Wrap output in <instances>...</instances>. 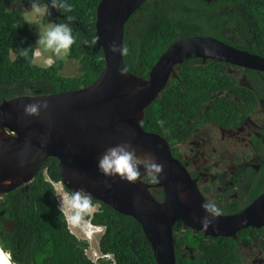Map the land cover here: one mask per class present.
<instances>
[{
    "label": "trees",
    "instance_id": "trees-1",
    "mask_svg": "<svg viewBox=\"0 0 264 264\" xmlns=\"http://www.w3.org/2000/svg\"><path fill=\"white\" fill-rule=\"evenodd\" d=\"M50 3V0H42ZM73 6L70 15L73 35L79 37L68 59L76 60L79 73L63 76V60L48 67L34 62L19 50L33 48L30 26L23 17V6L29 0H0V103L22 95L56 94L80 89L93 83L104 70L103 53L94 45L85 46L81 39L95 40L96 10L100 0H67ZM55 10V9H54ZM56 11V10H55ZM57 12V11H56ZM59 13V12H57ZM58 23H67L59 13ZM213 37L237 49L264 57V0H146L124 26L123 55L126 69L147 78L160 55L175 41L188 37ZM190 59L177 65L176 77L170 76L165 88L145 109L142 127L167 141L177 143L189 132L186 121L195 119L203 107L214 105V92L235 88L225 69L230 64ZM195 62V63H194ZM233 67V66H232ZM249 73L256 71L244 69ZM264 73V72H262ZM245 99L237 92L233 93ZM215 97V95H214ZM164 121L163 127L158 123ZM145 182H147L145 180ZM61 183L58 162L49 158L44 169L25 186L3 196L0 202V248L9 254L12 264H156L150 245L139 224L131 217L94 201L96 212L84 221L103 227L98 250L103 255L96 263L86 255L87 241L78 239L69 229L57 203L54 184ZM149 183V182H147ZM156 190V189H155ZM161 200V191H152ZM1 219L12 221V230L4 229ZM227 238H215L212 244L200 232L182 231L178 221L174 229L176 264H239L232 258ZM232 245V244H231ZM195 248L193 258L180 247ZM188 254V256H187ZM110 255L113 260L107 258Z\"/></svg>",
    "mask_w": 264,
    "mask_h": 264
},
{
    "label": "water",
    "instance_id": "water-1",
    "mask_svg": "<svg viewBox=\"0 0 264 264\" xmlns=\"http://www.w3.org/2000/svg\"><path fill=\"white\" fill-rule=\"evenodd\" d=\"M145 1L98 3L95 41L103 53L104 70L93 83L56 94L22 95L0 103V198L30 183L49 158H55L65 191L83 189L92 194L95 202L133 218L150 245L155 263L176 264L174 229L178 221L205 237H234L242 228L264 226V192L248 208L221 215L204 230L200 219L205 215L201 207L205 199L186 168L172 155L168 141L143 129L144 111L165 88L177 65L187 60H215L264 72V57L213 37L194 36L173 42L151 67L147 78L134 75L126 69L123 55H114L109 46L113 42L123 46L124 26ZM44 101L48 108L39 116L25 115V105ZM127 140L137 155L154 154L164 164L166 178L156 184L143 179L132 184L103 176L97 168L98 158L106 148ZM153 189H160L161 200L153 195ZM4 224L6 230H12V221Z\"/></svg>",
    "mask_w": 264,
    "mask_h": 264
},
{
    "label": "flooded vegetation",
    "instance_id": "flooded-vegetation-1",
    "mask_svg": "<svg viewBox=\"0 0 264 264\" xmlns=\"http://www.w3.org/2000/svg\"><path fill=\"white\" fill-rule=\"evenodd\" d=\"M50 12L52 21L58 23L59 13L51 8ZM206 61L200 59L196 63L202 65ZM178 71L172 76L176 77ZM225 73L233 79L231 86L235 83V88L214 92L212 100L216 103L203 107L207 114L202 116L200 112L195 119L186 121L189 132L185 139L177 143L168 141L172 155L186 168L205 201H214L222 209V216L248 208L264 192V73H249L232 65ZM234 92L245 99L235 96ZM5 221L9 220L1 219L3 227ZM186 229L182 225V231ZM215 238L233 242L232 245L224 243L223 255L230 245L231 257L237 263L264 264V226L242 228L234 237L204 236L209 244ZM183 250L191 258L196 252L187 246L180 247L178 252Z\"/></svg>",
    "mask_w": 264,
    "mask_h": 264
},
{
    "label": "clouds",
    "instance_id": "clouds-1",
    "mask_svg": "<svg viewBox=\"0 0 264 264\" xmlns=\"http://www.w3.org/2000/svg\"><path fill=\"white\" fill-rule=\"evenodd\" d=\"M30 11L25 10L29 15L35 18L50 16V8L65 16L67 23H49L48 28L42 34L39 31V39L35 49L29 47L19 50L20 55L25 59H30L29 52L34 50V54L40 55L39 46H43V50L53 53L57 58H63L70 55L72 46L77 44L79 34L73 35L72 24L76 20L75 16L70 15L73 12V6L67 0H50V3L42 2V0H29ZM80 43L85 46L95 44V40L81 39ZM109 51L114 55L128 54L126 46H117L113 42L109 46ZM49 65L54 63L52 58L47 60ZM120 74L124 75L125 70L121 69ZM48 108L47 101L30 103L24 106V113L27 116H39L42 110ZM161 127L164 121L158 122ZM98 171L109 179H116L123 182L135 184L139 181L146 180L151 184H156L162 179H165L164 164L159 163L157 158L152 153H142L137 155L136 148L133 147L130 140L108 147L98 158ZM143 169V172H141ZM110 187L111 185H107ZM56 190V189H55ZM59 210L62 215H65L74 226H80L87 215L94 208V199L90 192L83 189L75 191H66L63 197L59 198ZM205 212L204 217L200 219V224L204 230L211 226L213 220L223 215L222 209L212 200H207L201 205ZM103 228V227H102Z\"/></svg>",
    "mask_w": 264,
    "mask_h": 264
},
{
    "label": "rangeland",
    "instance_id": "rangeland-1",
    "mask_svg": "<svg viewBox=\"0 0 264 264\" xmlns=\"http://www.w3.org/2000/svg\"><path fill=\"white\" fill-rule=\"evenodd\" d=\"M23 17L25 20L28 22L30 26V41L34 47V49L37 46V40L39 39V31L41 34L47 30L49 23H54L52 21V17L50 16H43L40 18H35L32 15H29L25 10L30 11V6H23ZM40 48V54H42L47 60L49 58H52L54 61L55 60H63L64 61V69L61 72L63 76H75L78 75L79 73V64L76 60L68 59V56L63 57V58H57L53 55L51 52H47L43 50V46H39ZM39 56H37L38 59ZM34 62L37 65L40 66H46L48 64H41L38 60H35ZM50 66V65H49ZM48 67V66H47ZM65 189L61 184L56 185V196H57V203L58 206H60V200L59 198L63 197L65 194ZM98 210V205H95L92 213L96 212ZM66 217V216H65ZM68 226L70 231L80 240L87 241L88 243V248L86 250V254L88 257L93 260L95 258V255H99V250H98V243L99 239L101 238L104 229L103 228H94L93 225L89 224L88 222L84 221L80 226H74L72 222L66 217ZM89 224V225H88Z\"/></svg>",
    "mask_w": 264,
    "mask_h": 264
},
{
    "label": "bare ground",
    "instance_id": "bare-ground-1",
    "mask_svg": "<svg viewBox=\"0 0 264 264\" xmlns=\"http://www.w3.org/2000/svg\"><path fill=\"white\" fill-rule=\"evenodd\" d=\"M56 185H59V184H54V187L56 189ZM89 225V224H88ZM94 228H102L100 226H94ZM96 256V255H95ZM100 257L103 256V255H99ZM107 257H111L110 255H108ZM0 264H12L8 258V256L3 253L0 249Z\"/></svg>",
    "mask_w": 264,
    "mask_h": 264
},
{
    "label": "crops",
    "instance_id": "crops-1",
    "mask_svg": "<svg viewBox=\"0 0 264 264\" xmlns=\"http://www.w3.org/2000/svg\"><path fill=\"white\" fill-rule=\"evenodd\" d=\"M35 60H38L41 64L43 63V64H48L47 63V59L42 55V54H40L39 55V57H38V59H37V55H35ZM40 66V65H39ZM47 66H49V64L48 65H46V66H44V67H47ZM41 67H43V66H41Z\"/></svg>",
    "mask_w": 264,
    "mask_h": 264
},
{
    "label": "built area",
    "instance_id": "built-area-1",
    "mask_svg": "<svg viewBox=\"0 0 264 264\" xmlns=\"http://www.w3.org/2000/svg\"><path fill=\"white\" fill-rule=\"evenodd\" d=\"M58 184H60V183H58ZM100 253V252H99ZM87 255V254H86ZM99 255H102L101 253L99 254ZM99 255H96L95 256V258L92 260L94 263H96L97 262V260L99 259V258H102L103 256H99ZM88 256V255H87ZM89 258V257H88ZM107 258H109V257H107ZM90 259V258H89ZM109 259H112V257H110Z\"/></svg>",
    "mask_w": 264,
    "mask_h": 264
}]
</instances>
